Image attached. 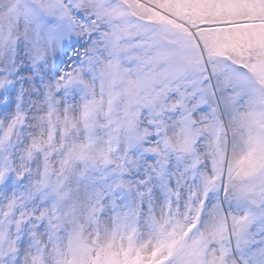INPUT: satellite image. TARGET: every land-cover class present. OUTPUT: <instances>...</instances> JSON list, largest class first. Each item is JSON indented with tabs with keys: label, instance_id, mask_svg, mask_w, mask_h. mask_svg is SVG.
Wrapping results in <instances>:
<instances>
[{
	"label": "snow or ice",
	"instance_id": "6c2138e0",
	"mask_svg": "<svg viewBox=\"0 0 264 264\" xmlns=\"http://www.w3.org/2000/svg\"><path fill=\"white\" fill-rule=\"evenodd\" d=\"M0 264H264V0H0Z\"/></svg>",
	"mask_w": 264,
	"mask_h": 264
}]
</instances>
